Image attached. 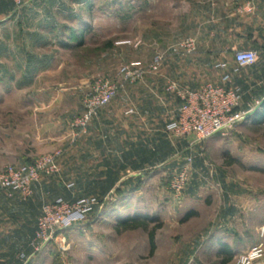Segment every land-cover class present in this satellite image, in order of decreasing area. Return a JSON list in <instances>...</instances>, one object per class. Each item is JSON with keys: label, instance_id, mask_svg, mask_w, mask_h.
Segmentation results:
<instances>
[{"label": "rangeland", "instance_id": "rangeland-1", "mask_svg": "<svg viewBox=\"0 0 264 264\" xmlns=\"http://www.w3.org/2000/svg\"><path fill=\"white\" fill-rule=\"evenodd\" d=\"M115 1L32 0L17 6L0 0V171L61 151L59 171L42 174L31 196L7 195L27 201L29 215L0 232V259L5 264H264V108L195 146L170 133L165 141L162 134L123 133L121 166L110 159L104 167L85 165L88 130L100 111L115 101L123 107L136 101L149 93L144 81L162 73L160 68L138 80L126 78L127 66L147 61L151 53L146 45L133 46L130 0ZM106 80L119 86L117 95L77 134L86 95ZM104 119L101 124L111 132L121 126L117 117ZM133 120L139 123L123 114V124ZM119 135L106 133L111 140L105 142L119 146ZM137 146L140 161L149 159L146 165L131 166ZM118 174L123 180L115 182ZM86 201L91 211L74 213L47 242L34 246L45 204Z\"/></svg>", "mask_w": 264, "mask_h": 264}, {"label": "crops", "instance_id": "crops-1", "mask_svg": "<svg viewBox=\"0 0 264 264\" xmlns=\"http://www.w3.org/2000/svg\"><path fill=\"white\" fill-rule=\"evenodd\" d=\"M115 2L119 4L122 0ZM130 5L133 46L140 49L139 46L146 45L148 53H151L147 61H135L147 65L158 52H164L166 59L161 67L162 73L144 81L150 89L149 93L142 95L137 102L130 99L125 107L121 106V101H115L100 111L88 130L84 149L85 165L104 167L110 163V159L114 161L111 164L121 166L123 133L138 131L148 137L162 134L161 140L165 141L168 133L166 124L173 119L179 105V99L166 90L168 80L190 89L199 88L208 81L234 86L242 93V107L250 110V117L258 116L263 110L264 0H130ZM189 37L195 39L196 46L188 53L177 45ZM243 49L258 52L254 64L237 65L235 54ZM49 61H42V65ZM224 74H229L227 80L222 79ZM129 108L135 112L127 113ZM123 114L136 117L139 123L133 120L123 124ZM113 116L121 122V126L112 128V132L120 134L115 136L120 143L119 146L110 147L105 141L111 138L107 139L104 134L112 133L111 128L103 126L101 121ZM96 139L97 142L94 141ZM181 141L184 144L186 139ZM135 148L130 154L131 166L149 163L148 157H142L144 162L140 161L138 146ZM118 176L114 178L115 182L123 180L122 174ZM17 196L15 194V197L10 198L7 193L0 191V232L6 227L18 226L22 222V215H29V204ZM3 241L2 235L0 245ZM0 264H5L4 259H0Z\"/></svg>", "mask_w": 264, "mask_h": 264}, {"label": "built area", "instance_id": "built-area-1", "mask_svg": "<svg viewBox=\"0 0 264 264\" xmlns=\"http://www.w3.org/2000/svg\"><path fill=\"white\" fill-rule=\"evenodd\" d=\"M28 1L30 0H13L17 6H23ZM195 46V39L192 37L184 39L177 45L178 48L188 53L192 52ZM165 57L164 52H158L147 65L135 62L132 67L127 66L126 78L134 81L141 79L147 70H160ZM257 58L258 52L254 49L238 50L235 54L238 66L252 65L257 61ZM228 78L229 74H224L222 77L223 80ZM166 90L179 99V105L176 108L175 116L166 124L165 129L176 137L191 141L190 146H195L207 138L225 132L251 116L250 110L242 107V93L234 86L208 81L199 88L190 89L182 87L174 80H168ZM118 91L119 86L116 83L106 80L99 83L91 93L86 95L85 110L75 121V125L78 127L77 134L86 131L89 121L98 109L110 103ZM134 112L133 108L127 110V113ZM60 152L58 150L45 154L31 162L19 165H7L0 171V191L9 196L17 192L25 199L28 198L33 193L32 184L42 174L59 171ZM185 176V172L177 176L178 189L181 188ZM92 207V203L88 201L75 205L68 202L45 204L42 214L38 218L33 239L34 246L39 247L47 242L58 227L74 213H87L91 211ZM255 253H253V257ZM248 258L246 257V259Z\"/></svg>", "mask_w": 264, "mask_h": 264}, {"label": "trees", "instance_id": "trees-1", "mask_svg": "<svg viewBox=\"0 0 264 264\" xmlns=\"http://www.w3.org/2000/svg\"><path fill=\"white\" fill-rule=\"evenodd\" d=\"M13 1V0H12ZM82 38H83V35H80V37L78 38V44H81L82 43ZM110 43V45L112 44L111 42H109ZM79 46V45H78ZM139 225H145L144 223H139ZM136 226H138V225H136ZM154 236H155V230L153 229V230H151L150 231V238H151V243H152V249H153V247H154ZM230 251V250H229ZM228 251V249H226V252L228 253L229 252ZM230 259V257L228 258V259H226L225 261H227V260H229Z\"/></svg>", "mask_w": 264, "mask_h": 264}]
</instances>
